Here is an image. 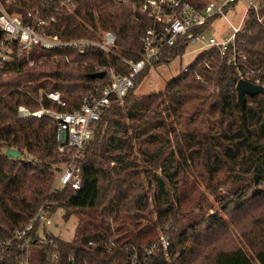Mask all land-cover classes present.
Returning a JSON list of instances; mask_svg holds the SVG:
<instances>
[{
  "label": "trees",
  "instance_id": "16d2710c",
  "mask_svg": "<svg viewBox=\"0 0 264 264\" xmlns=\"http://www.w3.org/2000/svg\"><path fill=\"white\" fill-rule=\"evenodd\" d=\"M1 4L23 24L46 20L36 29L61 39L97 41L99 29L110 31L116 37L114 53L135 60L141 36L152 23L131 3L112 0H71L69 9L56 0H1ZM263 46L264 22L258 23L250 12L237 35V48L250 50L247 63L254 70L261 68L262 83ZM184 50L185 45L178 44L158 59L166 63ZM96 66L127 71L119 56L93 46L80 53L39 46L19 50L14 45L10 58L1 64L0 239L24 228L45 203L51 212L60 209L64 221L75 217L74 234L69 241L46 234L52 246L32 239L28 264H53L51 255L56 251L64 263L72 255L74 264H264V193L259 189L264 184V94L244 95L240 106L235 73L213 49L197 54L166 81L162 91L132 94L144 77L141 72L123 97L112 96L78 160L80 188L52 189L57 166L67 159L56 149L52 121L19 117L17 108L37 109L42 90L58 91L65 103L60 106L43 97V106L78 109L87 94H97L108 82L107 73L102 79L89 76ZM8 147L20 156H5ZM137 154L147 186L154 187L150 196L136 168ZM186 164H201L206 183L224 188L218 193L223 196L216 198H221L225 210L242 215L249 205H256L251 230L246 231L242 218L230 221L245 247L233 242L222 216L211 214L203 223L194 222L193 208L185 206L188 191L179 186ZM159 234L168 241V261ZM153 245L155 250L145 256L144 250ZM23 256L17 247H8L0 253V264H19Z\"/></svg>",
  "mask_w": 264,
  "mask_h": 264
},
{
  "label": "built area",
  "instance_id": "2783aa9c",
  "mask_svg": "<svg viewBox=\"0 0 264 264\" xmlns=\"http://www.w3.org/2000/svg\"><path fill=\"white\" fill-rule=\"evenodd\" d=\"M112 1L122 4L131 3L152 22L145 28L141 36V48L137 52L139 56L137 60L114 53L116 37L110 31L99 29L96 32L97 41L85 38L61 39L55 33L36 29L37 26H45L46 20L38 19L34 25L23 24L18 15L9 14L3 9L0 0V67L3 62L10 58L14 45L19 50H28L32 46H39L46 51L68 48L80 53H84L88 47L93 46L100 48L106 54L113 53L119 56L123 65L127 67L126 73H116L110 66H96L95 72L102 71L104 76L106 73L108 74V82L97 90V94H87L82 105L73 111H60L43 106L41 103L43 97L60 106H64L65 103L58 91L45 92L42 90H39V97L36 99L39 104L37 109L30 110L25 106L17 108L19 117L27 115L35 118L46 117L52 121L55 128L56 149L67 157L57 166L55 171V181L52 188L54 190L65 187L80 188L82 174L78 160L82 156L84 146L92 137L95 124L101 113L109 106L111 97H123L134 86L136 77L144 71L146 66L157 60L168 48L178 44H184L186 48L189 43H193L199 53L213 49L218 53L221 60L226 61L231 66L237 80L245 79L264 87V83L260 82L261 68L254 70L247 63L250 50L237 48V35L243 31L245 19L250 12L253 13L258 23L264 22V0H197L199 5L190 0ZM239 1L244 3V6L237 22L233 23L226 14L228 12L235 14ZM56 3L69 9L71 0H56ZM217 17L224 19L230 26L229 35L217 36L209 32L211 22ZM49 20L53 21V18ZM196 77L198 78V76ZM54 212L50 211L49 205L41 204L24 228L14 230L11 237L7 239H0V253L8 247H17L24 253L19 264H28V251L33 245L32 239L40 245L49 244L52 246V240H47L46 234L55 235L48 230L54 223L51 222ZM35 226L37 229L32 233ZM158 242L162 247L164 257L168 261V241L162 234H159ZM154 250L155 245L145 249V256L150 255ZM51 260L53 264H74L72 255L69 256L67 262H61L57 251L52 253ZM83 264L89 263L84 262Z\"/></svg>",
  "mask_w": 264,
  "mask_h": 264
},
{
  "label": "rangeland",
  "instance_id": "374dc122",
  "mask_svg": "<svg viewBox=\"0 0 264 264\" xmlns=\"http://www.w3.org/2000/svg\"><path fill=\"white\" fill-rule=\"evenodd\" d=\"M201 1H206V0H201ZM243 6L244 3L239 1L236 7V13L234 14L233 12H228L226 14L233 23L237 22L242 12ZM209 32L217 36L218 35L226 36L230 34L231 28L224 21V19H222L221 17H217L211 22V25L209 27ZM198 53L199 51L196 50V46L193 43H189L182 54L174 56L168 62L165 63L161 58L151 62L144 69L143 71L144 77L136 86L132 94L136 96H141L152 92L162 91L166 81H168L172 77L177 76L181 70H183L185 67L190 65ZM122 110H125V107H123ZM169 139L171 141L172 137L169 136ZM136 164H137L136 168H138L140 177L143 178L142 183L144 185V192L148 196H150L153 192L154 187L153 185L149 187L147 186L146 179L144 178L145 174L142 173L143 164L138 154L136 155ZM187 164L184 169L185 171H183V173L180 174L179 186L186 188V190L188 191L187 192L188 196L185 202V206L193 208L192 212H193L194 222L203 223L204 218L211 214L222 216L228 225L227 227L229 228L228 232L230 233L233 242L236 245L240 243L242 247H245L244 243L246 241L237 234L236 230L234 229L230 221L232 219L234 220L237 218H242L241 224H243L244 222H246L247 224L246 231L251 230L253 228L252 218L256 215L257 212L255 210L256 205L253 204L249 205L242 215H239V213L236 211L231 212L230 209L225 210L221 206V202H222L221 198H216V196L219 197L223 196V194H218V193H222L224 191V188L214 187L215 186L214 183H211L209 185L206 183V180L208 178L201 164H198L196 166L192 164V166L189 167L187 166ZM154 171L156 173L159 172L158 169L157 170L155 169ZM259 189L261 190V192L264 193V184L261 185ZM260 208L262 209L263 206H261ZM151 214L152 216L150 217L151 218L154 217V212H152ZM51 222L54 223L51 225V227L48 228V230L52 234H55L56 236H59L60 238L66 241H69L72 238L75 229V222H76L75 217H71L69 220L64 221L61 216V210L58 209L55 210ZM200 225L203 226V224ZM155 230H157V228ZM227 247H229V245Z\"/></svg>",
  "mask_w": 264,
  "mask_h": 264
},
{
  "label": "water",
  "instance_id": "95a60500",
  "mask_svg": "<svg viewBox=\"0 0 264 264\" xmlns=\"http://www.w3.org/2000/svg\"><path fill=\"white\" fill-rule=\"evenodd\" d=\"M89 76L91 78H102L104 76V73L102 71L100 72H93L90 73ZM235 92L237 96V101L240 106H243L244 104V95H255L262 93L264 94V87L260 84H254L249 82L245 79H238L235 84ZM5 156L18 158L20 156V153L13 148H6L4 152Z\"/></svg>",
  "mask_w": 264,
  "mask_h": 264
}]
</instances>
